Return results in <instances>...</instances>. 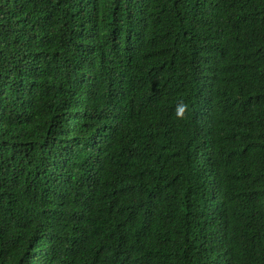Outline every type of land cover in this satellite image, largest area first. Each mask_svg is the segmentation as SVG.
Returning a JSON list of instances; mask_svg holds the SVG:
<instances>
[{
    "label": "trees",
    "instance_id": "trees-1",
    "mask_svg": "<svg viewBox=\"0 0 264 264\" xmlns=\"http://www.w3.org/2000/svg\"><path fill=\"white\" fill-rule=\"evenodd\" d=\"M0 264H264V0H0Z\"/></svg>",
    "mask_w": 264,
    "mask_h": 264
}]
</instances>
